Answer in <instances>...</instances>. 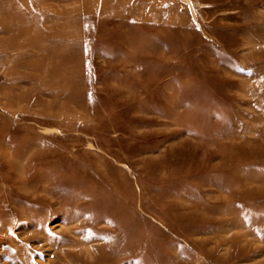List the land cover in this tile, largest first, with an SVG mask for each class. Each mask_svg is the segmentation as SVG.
<instances>
[{"label": "rangeland", "instance_id": "1", "mask_svg": "<svg viewBox=\"0 0 264 264\" xmlns=\"http://www.w3.org/2000/svg\"><path fill=\"white\" fill-rule=\"evenodd\" d=\"M0 264H264V0H0Z\"/></svg>", "mask_w": 264, "mask_h": 264}]
</instances>
